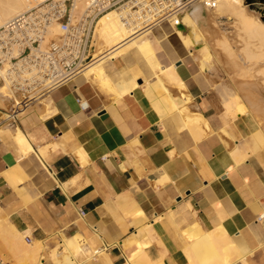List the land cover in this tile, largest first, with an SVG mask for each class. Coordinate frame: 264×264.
I'll return each mask as SVG.
<instances>
[{
    "label": "crops",
    "instance_id": "crops-1",
    "mask_svg": "<svg viewBox=\"0 0 264 264\" xmlns=\"http://www.w3.org/2000/svg\"><path fill=\"white\" fill-rule=\"evenodd\" d=\"M165 23L151 28L156 52L162 64L174 62L180 88L158 79L134 52L104 65L116 94L80 74L9 119L1 116L13 104L0 98V256L16 258L3 232L12 224L30 231L27 240H43L46 258L55 246L62 256L66 243L75 264H141V251L143 264H192L186 236L221 227L249 253V264H264V151L249 150L244 120L234 124L233 137L222 134L213 78L176 35L160 33ZM126 65L137 84L122 94L117 81L132 77L120 74ZM179 92L190 94L182 113L161 101L166 114L155 109ZM184 116L206 134L194 138ZM17 126L25 140L16 137ZM3 219L10 224L1 228Z\"/></svg>",
    "mask_w": 264,
    "mask_h": 264
},
{
    "label": "bare ground",
    "instance_id": "bare-ground-1",
    "mask_svg": "<svg viewBox=\"0 0 264 264\" xmlns=\"http://www.w3.org/2000/svg\"><path fill=\"white\" fill-rule=\"evenodd\" d=\"M41 1L43 0H0V27L3 26L12 17L21 14L22 12L26 11L27 9ZM245 4L246 0H199L190 8L182 12L180 18L178 17V25L173 22L174 19H177V15L173 14L170 16V21L166 22L165 24L159 25L158 30L164 35L170 32L176 35L184 46L183 48L187 50V53H189V56L192 58V60L197 63L196 67L198 68V70L200 72L207 73L209 68V51L213 46L219 47L220 49L226 51L228 54H235L231 47L233 41H229L228 36L224 34V32L220 31L219 28V17L224 16L225 14L230 15L235 19L233 23V25L237 27V33L235 34V37L237 41L243 43L241 50L244 53L243 60L247 64L246 69H244L245 66L243 63L244 68L243 66L242 68H240L241 72L238 76H241L243 78L246 75L248 77V82V79L250 77L252 78V76H255L257 73L262 74L261 77L262 79H264V62H262L264 61V21L256 19L252 16V14L248 13ZM85 6L86 0H78L75 7L73 8L74 16H78V14L85 9ZM179 25H182V27H179ZM60 33V26L58 24H55L50 28L48 38H51L55 35L57 37ZM154 35L155 33L151 28H143V26L139 25H128L122 20L121 14L118 10H109L108 12L99 16L96 21L92 36V56L94 60L81 72V74L85 75L86 78L93 75L94 80L92 78H89V80H93V83L97 81L94 84H97L98 81L99 83L101 82L99 85H104V87H102L101 89L103 91L101 92H112V89L109 88L110 91L108 89V87L112 85H110L111 83L105 75L104 65L107 62H113L112 60H116L118 58L124 60V58L126 59L128 57H131L132 53L135 52L140 56L142 60H144L148 64H153L151 67H154V74L158 79L159 76H163L167 79V81L169 80V82H171L172 84H176L178 86L177 88H180L181 86H183V84L180 81V78L177 77L178 75H176V71L173 67L174 62L170 65H163L157 60L158 55L156 54V50L158 49V46H156L155 44L153 38ZM260 61L262 63L258 65V62ZM242 69L244 70L242 71ZM5 70L6 64L1 65L0 98L4 101L6 97H12L14 99L13 101L15 102L16 98H18L17 100L18 102H20L21 97L14 94L9 89L8 83L5 79ZM126 72H131L130 66L123 68L120 71V74H124ZM242 72L246 74H243L242 76ZM131 74V80L125 82L119 79L117 81L119 82V84L115 82V84H117V87H119L120 89V93L123 94L125 92H128L130 88L135 86V74H133L132 72ZM205 76H209V74H205ZM242 78L240 79L242 80ZM245 79L243 78V81ZM247 82L241 83V81H239L243 90L242 95V92L238 94L237 91L230 85L223 84L220 85L218 89L222 91V108L224 113L228 117V120H236L239 122H242L243 120L246 121L249 126V131L246 134L249 150L251 152L261 153L262 151H264V93L261 92V86L257 85L259 82L257 84L253 83L254 81L252 83ZM261 83H264V80H262V82H260L259 84ZM115 84L113 83L114 86ZM172 86L173 85H171V87ZM115 89H113V92H118V89L117 91H115ZM110 96H112L111 93ZM110 96L107 97L111 98ZM116 96L114 98H116ZM188 96H190V94ZM188 96L183 95L181 97V93L180 97H172L170 95L167 98H161L160 100H158L154 107L161 115L166 114L164 108L160 107V101L166 102L168 104L167 107L165 106L167 109L182 113L180 111V108L181 106H183L184 102H187L189 100ZM2 115L5 116V118H9L12 116V114L8 112H4ZM16 115H18V113H15V116ZM182 119L186 120L185 126L194 138H199L204 134L202 127L198 126V124L195 123L197 119H188L185 118V116ZM15 129L16 131L14 132H16V137L25 140L24 136L21 134L22 130L19 129L18 126ZM5 130H8L7 127ZM222 133L228 134L227 130L224 127H222ZM24 144L27 148V151L32 150V148L27 143ZM232 155L237 156L238 151L234 149L232 151ZM261 216H264V214H261ZM3 221L4 219L2 220V222ZM5 222V224L4 222L1 224V228L5 225L7 226L10 224L8 220H6ZM7 228H3V232H5L7 235L6 236L3 233L6 236V241L11 245L13 249H16L19 252H24L23 254H20V256H25V259L29 264H44L40 260V256L42 255V251L44 248L42 241L38 243L28 242V240L26 239V233L24 231L18 230L12 224H10ZM62 246L63 250L60 249V251H63V261H61V259H58V257L56 256L57 250L55 246L49 251L50 264H63V262L65 264H75V260L72 257V253L71 251H69V247L67 246V244L63 243ZM253 249L254 248H251L248 252H253ZM184 252L192 261V264H249L247 260V256L249 253H241L237 248L232 236L226 234L224 229H222L221 227H217L210 231H196L195 233L193 232V234H188L184 242ZM143 256H145L144 252L141 251L138 255L139 262L141 264H143L145 260ZM19 261L21 260L19 259ZM149 263L150 261H148V264ZM158 264L161 263L159 262Z\"/></svg>",
    "mask_w": 264,
    "mask_h": 264
},
{
    "label": "built area",
    "instance_id": "built-area-1",
    "mask_svg": "<svg viewBox=\"0 0 264 264\" xmlns=\"http://www.w3.org/2000/svg\"><path fill=\"white\" fill-rule=\"evenodd\" d=\"M77 1L43 0L0 27V66L6 64L9 89L21 97L14 110L41 100L52 88L80 75L94 60L92 34L102 14L116 9L126 24L143 28L168 22L176 14L173 22L178 25L182 12L199 0H86L85 9L74 16ZM55 24L61 33L48 38Z\"/></svg>",
    "mask_w": 264,
    "mask_h": 264
},
{
    "label": "rangeland",
    "instance_id": "rangeland-1",
    "mask_svg": "<svg viewBox=\"0 0 264 264\" xmlns=\"http://www.w3.org/2000/svg\"><path fill=\"white\" fill-rule=\"evenodd\" d=\"M245 5H246V10L248 11V13L252 14V16L255 17L256 19H260V20L264 21V1H260V0L248 1V0H246V4ZM219 19H220V22H219L220 23V26H219L220 31L224 32V34H226L228 36L229 41L230 40H231V42L233 41L232 44H231V42H230V44H231V47L233 49V52L235 53L233 55L228 54L226 51L220 49L219 47L213 46L212 44L211 45L213 47L209 51V54H210V56H209V68H208L207 74H209L211 76V78H213L212 81L214 83L211 84V86H213L212 87V93L214 94L215 98L218 99V103H220L222 105V102H221V100H222V97H221L222 91L218 89L219 86L223 85V84L230 85L237 91L238 94H240L242 92L241 93V95H242L243 94V90H242V86L239 83V81H241V83L242 82H247V78L248 77L245 75L246 79H245V77H243L245 79L243 81V78L241 76H238L239 73L241 72L240 68H242L243 63H244V66H245V68L243 66L244 69H246L247 64L243 60L244 59V53L241 50V48L243 46V43L240 42V41H237V39L235 37V34L237 33V27L235 25H233L235 19L232 16L227 15V14H225L224 16H220ZM162 35H164V34H162ZM92 36H93V34H92ZM153 38H154L156 46H158V37L156 35H154ZM230 38H232V39H230ZM157 60L160 62V59H159L158 56H157ZM262 62H264V61H262ZM262 62L261 61L258 62V65H260ZM149 65L152 66L153 64L151 63ZM152 68H154V67H152ZM244 69H242V71ZM154 73H155V70H154ZM243 74H246V73L242 72L241 75L243 76ZM261 76H262V74H257L256 73L255 76H252V78L250 77L248 79L247 83H252L253 81H254L253 83H256V84L258 82L260 83V82H262V80H264V79H262ZM240 78H242V80ZM252 79H253V81H252ZM259 83L257 85L261 86V88H262L261 92L264 93V83H261L262 85L259 84ZM17 99L18 98H16V102H15V101H13L14 99L12 97H10V98L6 97V99L4 101H6L8 104L12 103L13 104V108L16 109V108L19 107L18 106L19 102H18ZM14 109H13V112L14 111L15 112L18 111V110H14ZM219 115H220V118H221L222 123H223L222 127H224L227 130V132H228V134L230 136L228 134H224V135H226V136L228 135L229 137H233L234 124H237V122H239V121H236V120L235 121H233V120L229 121L228 117L226 116V114L223 111V108H222V113H220ZM1 118L9 119L10 117L9 118H5V116L2 115ZM185 118H187V116H185ZM188 119H194V118H188ZM195 123H197V121H195ZM221 132H222V128H221ZM204 134H206L205 131H204ZM245 142H246V145H248L247 136H245ZM24 232L26 233V235L30 234L29 230H25ZM40 241L43 242V240H38V239H35V238H32V237H31V239L29 238V240H28V242H32V243H38ZM4 243L6 244L5 241H4ZM43 245H44V248H43V251H42V255L40 256V260L44 264H50L49 255H48L47 258L44 255L45 251L47 249L45 242H43ZM239 246H240V244H239ZM9 247L13 251V253L16 255V258L13 257V256L12 257L0 256V264H29L28 261L25 259L26 258L25 256H20V254L24 253L23 251L19 252L16 249H13L10 244H9ZM18 257H20V258H18ZM19 259L21 261H19ZM44 259H46V261H44ZM58 259H61V261H63L62 260V256L58 257ZM63 264H65V263L63 262Z\"/></svg>",
    "mask_w": 264,
    "mask_h": 264
},
{
    "label": "water",
    "instance_id": "water-1",
    "mask_svg": "<svg viewBox=\"0 0 264 264\" xmlns=\"http://www.w3.org/2000/svg\"><path fill=\"white\" fill-rule=\"evenodd\" d=\"M248 1H251V0H248ZM260 1H264V0H260ZM179 27H182V25H179Z\"/></svg>",
    "mask_w": 264,
    "mask_h": 264
}]
</instances>
